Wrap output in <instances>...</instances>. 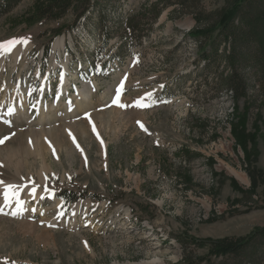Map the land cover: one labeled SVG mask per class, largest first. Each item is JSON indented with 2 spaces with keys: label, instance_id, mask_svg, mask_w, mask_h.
<instances>
[{
  "label": "rangeland",
  "instance_id": "1",
  "mask_svg": "<svg viewBox=\"0 0 264 264\" xmlns=\"http://www.w3.org/2000/svg\"><path fill=\"white\" fill-rule=\"evenodd\" d=\"M49 1L21 0L0 16V42L30 38L0 55V138L10 137L0 181L26 185L25 211L0 214V264H206L205 241L263 227L264 94L206 92L193 17L172 19L168 7L121 60L111 57L118 32L90 71L101 5L74 22L71 12L38 16ZM152 1L111 0V15L125 19ZM228 5L201 2L206 12ZM122 79L123 103L147 93L156 103L104 107ZM63 189L80 198L65 204ZM0 206L16 207L4 205V185Z\"/></svg>",
  "mask_w": 264,
  "mask_h": 264
},
{
  "label": "trees",
  "instance_id": "2",
  "mask_svg": "<svg viewBox=\"0 0 264 264\" xmlns=\"http://www.w3.org/2000/svg\"><path fill=\"white\" fill-rule=\"evenodd\" d=\"M20 1L0 0V16L11 11ZM102 1L51 0L37 12L41 18L51 19H59L71 12L74 22L80 18L85 22L89 14L92 15L101 5L97 7L98 21L95 25L100 44L90 56L94 65L88 66L90 71L96 70L94 61L97 55L115 34L120 33L119 43L111 57L121 60L128 55L129 46L140 45L142 39L149 35L162 11L171 7L168 12L170 18L191 15L195 20L189 33L199 41L197 64L203 63L200 75L207 93H228L234 98L255 87L264 94V0H229L228 7L210 12L201 8L202 0H154L125 19L122 12L116 17L111 15L118 9L111 0ZM109 20L111 26L108 25ZM59 197L65 204H70L77 201L80 194L63 189ZM205 242L209 247L201 259L206 264H264V226L256 227L241 237Z\"/></svg>",
  "mask_w": 264,
  "mask_h": 264
},
{
  "label": "snow or ice",
  "instance_id": "3",
  "mask_svg": "<svg viewBox=\"0 0 264 264\" xmlns=\"http://www.w3.org/2000/svg\"><path fill=\"white\" fill-rule=\"evenodd\" d=\"M29 40H30V38H12L8 41L0 42V55L8 54L18 44H22V45L26 46ZM125 79H126V77H125ZM124 91H125L124 80L122 79L121 82L114 89V94H113V97L111 98L110 103L105 105L104 107L111 108L112 106H116L120 109H125V108H129V107L146 108V107H150V106H152V104L156 103V101L152 99V93H147L145 97H140L139 99L135 100L134 103H132V104L123 103L121 101V96H122ZM146 100H150L151 104L146 103L145 102ZM13 114H15V110L14 109L9 110L8 115H13ZM84 115H85V117H87L89 119V123H91V126H92V131L94 133H96L97 137L99 138V134L97 133V130H96V125L91 121L90 113H85ZM5 123H10V122L5 121ZM138 123H140V122H138ZM140 126L143 128L142 124H140ZM144 130L147 131V129H144ZM69 135L72 136V133L70 132V130H69ZM72 138H73V141L75 143V137L73 136ZM7 139H10V137L0 138V144H3ZM29 142L31 143V140ZM101 144H103L102 140H101ZM79 147L80 146L77 144V148H79ZM21 179L23 180L24 178L22 177ZM45 180L46 181L48 180L47 176H45ZM29 182L34 185L32 190H31L32 194L34 195L36 192V188L39 187V185H35V182L32 181L31 178H29ZM0 185H4V205L10 206L12 199H15V202H16L15 210H13L10 213L5 212L4 206H0V214L11 215L14 217L21 215L23 213V211H25V209H24V203L25 202L19 198L18 193H19V190H21L22 187H26V185L5 184L3 181H0ZM44 190L48 191L50 193L52 192V190L49 189L47 187V185H45ZM31 210L33 212L36 211L35 208H33ZM40 214L43 215L44 213L41 212ZM62 214H63L62 212L59 213V215H62Z\"/></svg>",
  "mask_w": 264,
  "mask_h": 264
},
{
  "label": "bare ground",
  "instance_id": "4",
  "mask_svg": "<svg viewBox=\"0 0 264 264\" xmlns=\"http://www.w3.org/2000/svg\"><path fill=\"white\" fill-rule=\"evenodd\" d=\"M18 53H19V48L16 49L15 52L13 53V54H14V57H17ZM0 58H1V56H0ZM2 60H3V58L0 59V66H2V62H3ZM13 150H14V149H13ZM40 194H41V193H40ZM40 194H37V195L34 194V195H35V196H38V195H40Z\"/></svg>",
  "mask_w": 264,
  "mask_h": 264
}]
</instances>
